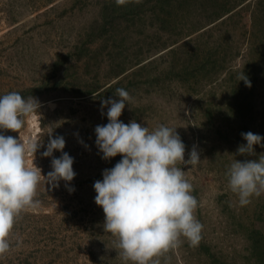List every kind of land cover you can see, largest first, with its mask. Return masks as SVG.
I'll return each mask as SVG.
<instances>
[{"label": "rangeland", "instance_id": "1", "mask_svg": "<svg viewBox=\"0 0 264 264\" xmlns=\"http://www.w3.org/2000/svg\"><path fill=\"white\" fill-rule=\"evenodd\" d=\"M225 1L239 4L217 18L213 0H0V96L15 91L40 102L21 135L39 137L33 162L42 175L52 170L43 156L50 133L64 138L76 173L57 188L42 178L41 207L17 219L0 264H124L93 187L122 158L102 159L95 143V127L109 122L101 100H119L118 88L131 97L122 122L176 128L185 159L194 146L200 154L196 166L178 167L198 200L202 240L193 248L181 238L161 264L264 263V193L241 207L226 175L235 160L264 156L259 145L255 156L237 152L246 144L241 133L264 137V78L249 87L242 71L264 48L251 36V2Z\"/></svg>", "mask_w": 264, "mask_h": 264}, {"label": "clouds", "instance_id": "2", "mask_svg": "<svg viewBox=\"0 0 264 264\" xmlns=\"http://www.w3.org/2000/svg\"><path fill=\"white\" fill-rule=\"evenodd\" d=\"M140 2L115 0L117 6ZM115 95L119 100H101L109 122L95 127V143L102 159L122 158L103 171L102 180L94 182L95 203L104 212V231L117 238L115 250L124 264H161L162 258L180 246L181 238L193 248L202 240L203 225L194 215L198 200L184 170L178 167L196 166L200 154L194 146L185 159L186 146L176 128L160 125L149 131L135 120L122 122L119 118L131 97L123 88L116 89ZM39 108L40 102L32 96L25 99L15 91L0 96V130L19 133V139L0 134V259L11 250L17 219L39 211L37 188L42 178L57 188L61 180L71 182L76 175L74 158L63 151L64 138H52L51 133L43 156L52 157V170L44 176L34 164L42 143L39 137L21 135V131ZM241 136L246 144L238 147L239 155L255 156L254 145L264 148V137L252 132ZM54 151H60L61 156L55 158ZM226 175L239 205L247 206L253 197L264 193V156L235 160Z\"/></svg>", "mask_w": 264, "mask_h": 264}, {"label": "trees", "instance_id": "3", "mask_svg": "<svg viewBox=\"0 0 264 264\" xmlns=\"http://www.w3.org/2000/svg\"><path fill=\"white\" fill-rule=\"evenodd\" d=\"M215 4L212 6L214 7V11L216 12L217 18H220L223 16L225 13L227 14L228 12L232 11L235 9L238 4L234 3H228V1L225 0H213ZM241 2L244 0H240ZM240 2V3H241ZM250 6H252V9L250 11V17L252 21V35L254 39H259V41L262 44V47L259 48H264V0H249ZM211 6V7H212ZM241 9L238 10L239 13L242 12L243 7H239ZM234 12V11H233ZM231 12L232 15H230L228 18L231 19L234 15V13ZM251 50H252V45ZM255 47V49H259ZM205 58V57H204ZM252 60H250L245 67H243L242 71L244 73V78L249 79V82H252V79L257 81L260 79L264 78V49L263 53L257 54V55H251ZM197 60V64L203 65V60L198 56L195 58ZM199 65V67H204ZM206 68V67H204ZM251 102V101H250ZM248 104H250L248 102ZM241 106V103L239 104ZM251 106V104H250ZM252 107V106H251ZM260 242L262 239H264V233L261 232L260 235ZM261 248L262 250L264 249V241L261 242ZM260 257V258H259ZM259 259H261V255H259ZM260 261H258L256 264H258ZM264 264V263H263Z\"/></svg>", "mask_w": 264, "mask_h": 264}, {"label": "bare ground", "instance_id": "4", "mask_svg": "<svg viewBox=\"0 0 264 264\" xmlns=\"http://www.w3.org/2000/svg\"><path fill=\"white\" fill-rule=\"evenodd\" d=\"M34 128H36V126H34Z\"/></svg>", "mask_w": 264, "mask_h": 264}]
</instances>
